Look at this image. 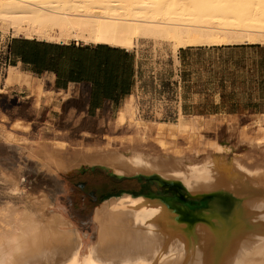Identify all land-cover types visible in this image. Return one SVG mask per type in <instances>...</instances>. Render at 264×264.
I'll return each instance as SVG.
<instances>
[{"label":"bare ground","instance_id":"6f19581e","mask_svg":"<svg viewBox=\"0 0 264 264\" xmlns=\"http://www.w3.org/2000/svg\"><path fill=\"white\" fill-rule=\"evenodd\" d=\"M0 24L13 36L129 49L140 39L174 40L177 49L231 44L234 35L264 45V0H0ZM23 78L10 68L4 85ZM43 96L34 93L37 109ZM124 106L110 128L126 124L129 140H113L115 147L82 142L71 151L56 139L33 143L2 132L47 175L101 167L117 177L155 181L164 195L124 194L104 202L93 216L96 241L83 256L81 232L55 211L54 201L44 194L32 198L16 174L1 172L7 193L0 208V264H264V165L231 159L220 146L201 161L150 149L152 130L138 116L134 96ZM167 125L195 134L183 115L179 126ZM259 133L252 147L264 153Z\"/></svg>","mask_w":264,"mask_h":264},{"label":"crops","instance_id":"0c3cea01","mask_svg":"<svg viewBox=\"0 0 264 264\" xmlns=\"http://www.w3.org/2000/svg\"><path fill=\"white\" fill-rule=\"evenodd\" d=\"M9 40L12 55L10 68L19 70L25 78H29V81L12 84L4 93H17L11 98H15L20 104H27L34 116L46 115L48 122L55 124L58 134L55 136L72 145H76L82 140L91 139V135L95 134L87 125L90 121L93 122L96 131H101L106 123L114 118L112 116H115V111L134 93L138 77L149 78L154 69L153 65H156V63H152V59H149L148 55L152 54L147 51L144 45L138 50H129L124 46L106 42L86 43L73 40L54 42L25 36H15ZM218 47L240 49L245 54L263 56L261 60L251 59L242 62L237 72L241 76L227 78L224 81L244 82L242 92L237 95L232 93L225 104L210 90H207L209 92L207 94V92L198 89L201 88L200 85L196 88V82H217L213 78L202 79L201 72L203 70L197 64L198 56L202 54L199 52L201 49L215 47L182 48L177 52L176 59L170 50L168 58L159 62L161 76L172 75L173 67L180 71L179 77L183 91L182 114L187 117H200L208 121L202 122V124L209 123L211 128L227 126V121L231 117H236L239 121L247 116L256 118L258 115L264 114V110H262L264 102V83H262L264 82V45L242 44ZM38 85L43 87L41 91L45 96H43L41 108L36 110L33 106L32 91ZM240 97L241 99H239ZM60 119L65 122L64 125H60L63 129L56 127L57 120ZM69 130L75 131L80 137L71 138ZM94 168H100L102 172H106L105 174H110L104 168ZM94 168L82 167L72 173ZM88 174L82 175L81 173L75 179L93 176L92 172ZM143 180L152 184L149 180L144 178ZM99 184L94 189V194L105 191V188L108 189L112 182L107 180L105 183L100 182ZM128 189L132 190L130 187ZM113 198L115 197L110 199Z\"/></svg>","mask_w":264,"mask_h":264},{"label":"rangeland","instance_id":"374dc122","mask_svg":"<svg viewBox=\"0 0 264 264\" xmlns=\"http://www.w3.org/2000/svg\"><path fill=\"white\" fill-rule=\"evenodd\" d=\"M234 14L235 13H232L233 16H235ZM2 26L3 25H1L0 27ZM0 37L11 38L15 36H13L12 33L3 26V28H0ZM233 37L235 38L232 39L231 44L220 41L218 43L205 42L200 45L191 46L215 47L201 49V51L199 52H202V54L198 56L197 64H199V68L203 70V72H201L202 79L213 78L217 82H196V88H198V85H200L201 88L198 89L200 91L203 90L207 92V94H209L207 90H210V92L214 93L218 99L221 98V101L224 104L227 103V99L230 98L232 93L237 95L238 93L240 94L242 92V85L244 83L224 81H226L227 78H237L241 76L237 72L238 68H240V66L242 65V62H247L251 59L261 60V58H263V56L260 54H245L242 50L233 49L232 47V49H228V47H218L247 44L245 42V39H240L239 37L237 38L236 35H234ZM143 45L147 49V51L152 54L148 55L149 59H152V63H155L156 61L160 62V60L168 58L170 50L172 51L174 58L176 59V54L180 50L177 49L176 42L174 40L168 39H140L137 44L129 50H138ZM176 64H178V62H176ZM25 80L29 81V78H23L21 81H24V83H26ZM3 84H5V82ZM204 86L205 89H203ZM9 87L10 86L6 88L5 85L3 88L0 87V208L3 207L4 202L6 201V196L4 194L5 192L7 193V184L2 180L3 176H1V172L10 175L16 174L17 179L19 180V187L26 190L29 196H31L32 198H39L43 194L44 196L46 195L49 200L54 201V209L57 213L62 214L69 220L71 219L70 221L83 234L84 247L82 250V255L84 256L87 254L89 247L92 246L96 241L94 224L96 225V227L97 224L93 219L96 209L93 212H79L75 209V204L81 205L82 203L78 198L80 190L83 194L88 193L89 191H91L92 189L94 190L98 185H100V182L105 183V181L107 180L111 181L112 184L108 189L105 188V191L96 194V197L101 200L111 194H118L120 189L125 187H130L135 193L158 192L157 187L154 185L155 181H153L154 183L152 182L153 184H149V186H146L145 181L140 179L139 177H125L133 179H126L124 184H126L127 186H120L115 182L114 179L110 177V175H107L108 173L105 174L106 172L104 173L100 168H97L100 171L92 173L93 176L91 178H87L88 185L84 188L85 190H82L80 186L78 187L77 183L82 182L83 180L75 179V177L85 172L86 170L76 171L68 175L60 174L57 177L50 176L49 174L47 175L45 171L40 169L35 161L26 156L20 146H13L9 143H6L7 141L5 140V134L4 132H2L3 129L14 132L19 139L26 137L33 143L40 139L41 141L39 142L56 139L62 142V145L64 144L65 147L72 151L73 149H77V145L82 142L85 143L87 147L92 145L94 146L96 143L100 144L101 146L108 145L109 147H115V143L113 142V140H121L123 137H126L128 134H130L128 128L126 127L127 125L124 124L122 125L123 127L116 125V128L111 129L110 120L108 122L110 123L109 125L108 123H106L105 127L101 131H96L94 129L93 122L90 121L87 123V125L92 133L95 134L91 135V139H88L86 141L82 140V142H79L76 145H72L69 142L61 140V138L58 139L56 137L58 134L56 133L55 124H53L52 122H48V118L46 117V115H42L41 117L34 116L27 104H20L15 98H11L12 95H15L17 93H4L6 90H8ZM41 90H43V87L41 85H38L37 88L33 89L34 92L32 91V93L33 95L34 93L38 94ZM239 99H241V97ZM124 105L125 102L121 107L126 108V106ZM33 106L36 110H38L34 102ZM262 110H264V102ZM116 112L117 110L115 111L114 115H116ZM182 115L185 117L188 125H190L191 128L194 127L195 134L190 133L189 130L182 129L179 126V119L176 122H150L142 119L149 124L152 130V138L150 137L149 139V142L152 146L150 149H154L155 147L167 148L169 150H172L173 153H188L192 155L194 159L201 161L209 151H216V148L220 146L229 149L228 157H230L231 159L236 157L237 159H243L244 161L247 159L246 162L248 164L252 163L251 165H264V153H260V151L252 147L256 132L257 134L258 131L261 134L264 133V114L258 115L256 118L247 116L246 118L240 119L239 121L236 117H231L227 121V126L217 128H211V125H209V123L203 125L202 122H205L206 120L200 117H187L180 112L179 118ZM113 117L114 116H112V118ZM57 123L58 124L56 125V127L58 129H63L60 125H64V120H57ZM169 123H173L179 127L175 130L170 129L167 125ZM259 127H261L262 130H260L261 128ZM69 132L71 138L80 137L79 134L75 131L69 130ZM42 138L44 140H42ZM128 140L129 139L127 137L124 139L126 143L128 142ZM15 169L18 173L14 171ZM62 180L64 181V184ZM158 189L161 190V188ZM91 207L92 205L87 203L85 208L89 209ZM194 207H198V205H194Z\"/></svg>","mask_w":264,"mask_h":264},{"label":"built area","instance_id":"2783aa9c","mask_svg":"<svg viewBox=\"0 0 264 264\" xmlns=\"http://www.w3.org/2000/svg\"><path fill=\"white\" fill-rule=\"evenodd\" d=\"M12 55L9 38L0 37V87L9 75ZM149 78L138 77L134 96L137 114L145 120L176 122L183 108V91L178 68H172V75L161 76L159 62H155Z\"/></svg>","mask_w":264,"mask_h":264},{"label":"trees","instance_id":"16d2710c","mask_svg":"<svg viewBox=\"0 0 264 264\" xmlns=\"http://www.w3.org/2000/svg\"><path fill=\"white\" fill-rule=\"evenodd\" d=\"M96 171H100L99 169H97V168H94V169H90V171L89 170H86L85 172H83L82 173V175H87L89 172H92V173H95ZM89 175V174H88ZM110 177L112 178V179H114L115 180V182L116 183H118L120 186H124V182L126 181V179H133V178H122V179H117V178H115V176H111L110 175ZM86 178H89V177H85V179H82L83 181L82 182H78L77 183V185H78V187L80 186L81 188H82V190L88 185V182H87V179ZM140 179H142L143 180V178H141V177H139ZM86 180V181H85ZM150 182H153V181H151V180H149ZM144 183V182H143ZM154 183V182H153ZM149 184H151V183H149V182H145V185L147 186V185H149ZM126 185V184H125ZM154 185H155V183H154ZM127 186V185H126ZM156 186V185H155ZM79 190H80V188H79ZM85 190V189H84ZM93 189L91 190V191H89L88 193H81V190H80V194H78L79 196H78V198L80 199V201L82 202L81 203V205H79V204H75L76 205V210L77 211H79V212H87V211H89V212H93L96 208H98L103 202H105L106 200H109L110 198H112V197H115V198H119V197H121L122 196V194H129V195H133L134 197H141V196H145V197H149V196H162V195H164V193L161 191V190H159L158 188H157V191L158 192H139V193H135L133 190H130V189H128V187L126 188H122V189H120V191L118 192V194H111V195H109V196H107V197H105V198H103V199H101V200H99L97 197H96V194H94L93 193ZM78 199V200H79ZM77 200V201H78ZM76 201V202H77ZM87 203H89V204H91L92 205V207L91 208H89V209H86L85 207H86V205H87ZM94 226H95V235H96V232H97V227H96V225L94 224ZM84 240V239H83ZM84 242V241H83ZM84 244V243H83Z\"/></svg>","mask_w":264,"mask_h":264},{"label":"water","instance_id":"95a60500","mask_svg":"<svg viewBox=\"0 0 264 264\" xmlns=\"http://www.w3.org/2000/svg\"><path fill=\"white\" fill-rule=\"evenodd\" d=\"M104 172V171H103ZM109 175H111V174H109ZM116 177V176H115ZM117 178V177H116Z\"/></svg>","mask_w":264,"mask_h":264}]
</instances>
